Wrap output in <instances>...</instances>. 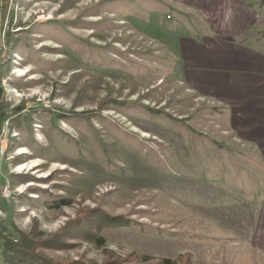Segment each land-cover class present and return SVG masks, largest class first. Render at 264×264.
Here are the masks:
<instances>
[{"label": "rangeland", "instance_id": "obj_1", "mask_svg": "<svg viewBox=\"0 0 264 264\" xmlns=\"http://www.w3.org/2000/svg\"><path fill=\"white\" fill-rule=\"evenodd\" d=\"M249 1L264 16V0ZM170 3L0 0L3 237L53 236L87 207L127 224L100 231L103 245L72 240L44 256L264 260L249 245L264 168L222 129L220 109L182 85L163 43Z\"/></svg>", "mask_w": 264, "mask_h": 264}, {"label": "crops", "instance_id": "obj_2", "mask_svg": "<svg viewBox=\"0 0 264 264\" xmlns=\"http://www.w3.org/2000/svg\"><path fill=\"white\" fill-rule=\"evenodd\" d=\"M169 1L163 43L182 85L220 109L222 129L264 168V16L249 0ZM251 231L250 250L263 256L264 198Z\"/></svg>", "mask_w": 264, "mask_h": 264}, {"label": "trees", "instance_id": "obj_3", "mask_svg": "<svg viewBox=\"0 0 264 264\" xmlns=\"http://www.w3.org/2000/svg\"><path fill=\"white\" fill-rule=\"evenodd\" d=\"M0 103V130L2 122L9 120L10 115L2 109ZM17 124V122L11 121ZM16 126V125H15ZM12 127V124H11ZM81 213V212H80ZM83 215L65 225L55 235L31 242L25 235L20 236V240L3 237V228L0 227V256L2 264H61L53 259L44 256L41 250H61L69 249L75 244L72 240H81L92 242L95 245H103V239L100 231L109 228L122 227L127 224L122 217H110L101 209L82 210ZM6 236V235H4ZM39 249V250H38ZM38 250V251H36ZM65 264H89L83 261H71ZM155 264H189V260L182 263V260L172 261L170 259H161Z\"/></svg>", "mask_w": 264, "mask_h": 264}, {"label": "built area", "instance_id": "obj_4", "mask_svg": "<svg viewBox=\"0 0 264 264\" xmlns=\"http://www.w3.org/2000/svg\"><path fill=\"white\" fill-rule=\"evenodd\" d=\"M3 49H4V38L0 41V53L2 52ZM4 191L7 192V189L5 188Z\"/></svg>", "mask_w": 264, "mask_h": 264}]
</instances>
